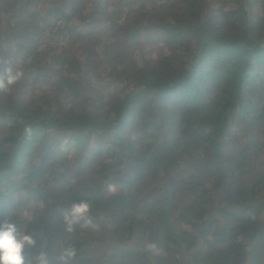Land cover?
I'll use <instances>...</instances> for the list:
<instances>
[{
	"label": "trees",
	"instance_id": "1",
	"mask_svg": "<svg viewBox=\"0 0 264 264\" xmlns=\"http://www.w3.org/2000/svg\"><path fill=\"white\" fill-rule=\"evenodd\" d=\"M242 1L0 0V78L25 80L0 90V220L35 239L25 264H264V0ZM93 39L101 73L67 49ZM115 41L138 51L140 75L107 60ZM41 58L75 80L57 73L64 97L39 106ZM80 200L89 214L68 232ZM112 237L125 250L95 248Z\"/></svg>",
	"mask_w": 264,
	"mask_h": 264
},
{
	"label": "rangeland",
	"instance_id": "2",
	"mask_svg": "<svg viewBox=\"0 0 264 264\" xmlns=\"http://www.w3.org/2000/svg\"><path fill=\"white\" fill-rule=\"evenodd\" d=\"M246 3L248 4V1L247 0H243L241 4L245 8V11L249 12L250 9H249L248 5H246ZM252 13L254 15H256L259 19H264V10H262L259 5L254 6V8L252 10ZM6 15L7 14H5V13H2L0 15V25L1 26H2V22H3L2 21L3 18L5 19L7 17ZM2 27L0 29H2ZM1 34H3L2 30H1ZM5 36L2 37V38L0 37V50H4L5 44L10 42V37L8 35H5ZM95 42L96 41L93 39V40H90L89 43L86 44V46H75L73 48H67V49H71L72 55H74V57L78 58L77 59L78 61H81L82 63H87L88 67L90 69L91 68L94 69V71H95L94 73H99V72L101 73L102 72V67L97 64V61L94 60V57H93V56H95L94 55L95 52H93V51L98 49V47H96L97 42L96 43ZM113 44H114L115 48L113 50H111V52L107 53V55H106L107 60L110 61V63L114 61V63H116V64L119 63V61L121 59L127 60L133 66L134 73L136 75H140L141 71L137 68V66L140 68V66L137 63L138 62V57H139L138 51L134 50L132 48H122V46H121L122 43H120V42H116L115 41ZM55 64H57V66ZM155 64L156 65H162L161 60H160V55L159 56L156 55L153 58L152 65H151L150 68H148V70L151 71V72H155L153 67H152ZM15 66L17 68L20 67L17 59H15ZM112 66H113V64H112ZM33 67L35 69H38L37 73L39 74V76L41 78H42L43 73H45V77L44 78H45L46 82H40V84H38L36 86V88H38V92L36 93L34 98H35V101H37V104L39 106L42 105L43 100H44V98L47 95L52 100H59V98H63L64 97V95L62 94L61 87L59 88L57 86V84L60 83V77L58 76L57 73L61 72V73H63V75L65 77H68L69 79L71 78V79L75 80L73 75L68 74V72H70V68L69 69L63 68V67H67L68 68L69 65L63 63L62 61H61V63L60 62H56V63H52L51 64V62H46V61L43 60V58H41V59H39L37 62H35L32 65V68ZM89 78L91 80L95 79L93 76H91ZM79 79L82 80L83 76L79 77ZM24 82H25V80L21 81V78H20L15 83V85H13L14 88H16L18 90V93L21 91V88H22L23 84H25ZM105 82H106L105 83L106 87L103 88L104 96L106 97L107 101H112L113 99L118 97V94H119L118 87L114 86L116 84V81L111 76H107V80ZM30 85H33V84H30ZM13 92H14L13 90L12 91H9V90L7 91L8 98H11L13 96V94H12ZM33 94H34L33 92L28 93V94L23 93V95H21V96L27 98L28 96L33 95ZM53 98H55V99H53ZM73 102H74L73 99H69V101L66 102V103L69 104V105H72V104H74ZM231 142L234 143V144L239 143L238 140H231ZM190 160L191 159H189V158H186V159L182 160L180 162V165L182 166V168L189 167ZM131 168H132L131 164H128L124 168V175L123 176L125 178H129L130 177ZM161 188L165 189L166 186H163ZM190 201H192V200L190 199ZM215 201L216 202L218 201L217 197L215 198ZM213 211H214L213 217L216 218L217 213H216L215 210H213ZM99 220L108 229L111 227V224L109 222H107V221L105 222L103 219L101 220V218H99ZM109 244L111 245L112 248L115 247L113 240L111 242H109ZM108 251H110V250H108ZM108 251H105V252H107L109 254ZM25 258H26V261L29 262L28 256L25 257ZM31 264H38V263L36 261V262L31 263Z\"/></svg>",
	"mask_w": 264,
	"mask_h": 264
},
{
	"label": "clouds",
	"instance_id": "3",
	"mask_svg": "<svg viewBox=\"0 0 264 264\" xmlns=\"http://www.w3.org/2000/svg\"><path fill=\"white\" fill-rule=\"evenodd\" d=\"M22 73L17 72L15 75L8 71L7 84L0 78V90H6L8 85L15 84L21 77ZM108 192H115V185L109 184ZM91 208V203L88 200H80L71 204L70 208L63 213L66 224V231L72 232L73 226L80 220L87 217ZM28 217L27 213H24ZM30 219V217H28ZM35 245V239L31 234L19 233L17 224L11 220H0V264H25V249ZM151 247H155L152 245ZM76 254L75 248L69 247L65 249L60 259L62 261L72 258ZM40 264H48V261L43 252L36 257Z\"/></svg>",
	"mask_w": 264,
	"mask_h": 264
},
{
	"label": "water",
	"instance_id": "4",
	"mask_svg": "<svg viewBox=\"0 0 264 264\" xmlns=\"http://www.w3.org/2000/svg\"><path fill=\"white\" fill-rule=\"evenodd\" d=\"M259 45V43H256V42H254L253 40H251V39H248L245 43H244V45H243V47L244 48H246V49H253L255 46H258ZM169 183V182H168ZM167 183V184H168ZM238 210H233V211H228L229 213H236ZM112 240H113V242H114V248H112L111 247V245L110 244H106V245H101V246H96L95 248L97 249V248H101V249H103V250H105V251H108V250H110L109 252L110 253H114V252H116V251H119V250H122L123 248L121 247V245L117 242V240L114 238V237H112ZM123 250H125V249H123ZM105 263H107V260H105L104 261Z\"/></svg>",
	"mask_w": 264,
	"mask_h": 264
}]
</instances>
